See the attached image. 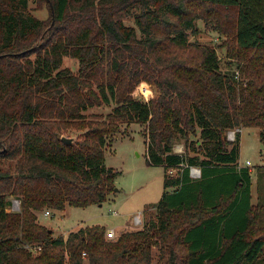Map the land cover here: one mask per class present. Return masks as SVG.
Masks as SVG:
<instances>
[{"label":"trees","instance_id":"16d2710c","mask_svg":"<svg viewBox=\"0 0 264 264\" xmlns=\"http://www.w3.org/2000/svg\"><path fill=\"white\" fill-rule=\"evenodd\" d=\"M40 1L49 19L29 0H0V264H153L155 246L156 264H264L250 169L239 166V134L227 137L258 128L264 143V0ZM199 20L237 54L253 52L246 83L221 71L216 48L189 41ZM142 84L157 96L136 97ZM112 103L105 116L83 113ZM133 122L144 125L147 164L165 170L157 218L114 240L101 225L52 238L38 213L106 202L119 174L105 164L108 141ZM70 131L80 134L67 144ZM179 135L195 155L173 151Z\"/></svg>","mask_w":264,"mask_h":264},{"label":"rangeland","instance_id":"374dc122","mask_svg":"<svg viewBox=\"0 0 264 264\" xmlns=\"http://www.w3.org/2000/svg\"><path fill=\"white\" fill-rule=\"evenodd\" d=\"M28 8L34 16L40 19H49L50 17L49 6L45 1L29 0ZM125 23L136 27L133 19H126ZM196 28V33L189 32V41L216 48L221 71L235 74L241 78V83H246L247 76L244 75L241 68L246 61L253 58V52L237 54L235 50L229 49L231 41L228 35L219 33L201 20L196 22ZM62 68H69L72 72L77 73L79 61L72 57H64ZM157 94L158 90L155 87L142 84L136 97L143 101H149ZM113 108L114 104L112 103L102 107L88 108L83 113L87 116L91 114L105 116L112 112ZM231 130L236 132L235 139L231 142H235L239 134L240 161L244 167H249L252 173L251 185L254 192V203H256L253 216L255 227L261 228L264 227V143L258 128L241 126ZM79 134V132L70 131L65 136L75 140ZM190 139L198 140L193 136ZM173 151L177 154L188 153L190 156L196 154L187 149L186 140L180 135L174 140ZM247 161L250 162V165H246ZM241 163L239 162V166ZM105 164L119 172L115 180L116 190L110 194L106 202L84 208L67 206L63 211H54L48 208L52 213L51 216L44 215L46 209L38 213V222L52 231V238L61 236L66 238L69 233L91 225H101L105 227V232L113 229L116 231L115 238H117L121 233L141 229L151 220L157 218L156 205L166 190L164 188L165 170L161 166L148 165L146 162L143 124L133 122L121 126V132L108 141ZM2 167L13 170L14 162L4 161ZM194 169L200 170L198 167H194ZM170 172L173 173L172 170ZM192 177L199 178L200 176L192 173ZM8 199L12 203V200L16 198L9 197ZM19 201L21 210L22 203L21 200ZM9 211H11V205ZM137 214L142 215V225L134 223V216ZM152 255L153 264H156L159 257L158 247L153 248Z\"/></svg>","mask_w":264,"mask_h":264},{"label":"built area","instance_id":"2783aa9c","mask_svg":"<svg viewBox=\"0 0 264 264\" xmlns=\"http://www.w3.org/2000/svg\"><path fill=\"white\" fill-rule=\"evenodd\" d=\"M238 77V76H237ZM235 131L231 130L228 132V140L232 141L235 139ZM247 165H250V162L247 161ZM195 171H198L197 173H195ZM192 173L198 175V177L201 175L200 170H195L194 168L191 169V175ZM20 210V201L18 199L12 200L11 203V211H19ZM45 216H51L52 213L50 210H46L44 212ZM134 223L136 225H142L143 224V219H142V215L137 214L134 216ZM142 223V224H141ZM116 237V231L113 229H109L106 232V238L108 240H112L113 238ZM25 249L28 250L30 253L36 254L39 253L40 251H42V245L41 244H25ZM83 256H86V253H83Z\"/></svg>","mask_w":264,"mask_h":264},{"label":"crops","instance_id":"0c3cea01","mask_svg":"<svg viewBox=\"0 0 264 264\" xmlns=\"http://www.w3.org/2000/svg\"><path fill=\"white\" fill-rule=\"evenodd\" d=\"M239 162L241 163V161L239 160ZM247 165V164H246ZM240 167H244V165L241 163L240 164ZM250 173H251V170H250ZM252 174V173H251ZM252 183V182H251ZM251 196H252V198H251V203H252V205L253 206H256V203H254V192H253V190H252V185H251Z\"/></svg>","mask_w":264,"mask_h":264},{"label":"water","instance_id":"95a60500","mask_svg":"<svg viewBox=\"0 0 264 264\" xmlns=\"http://www.w3.org/2000/svg\"><path fill=\"white\" fill-rule=\"evenodd\" d=\"M61 139H62L63 142H65V143H67V144H70V143H72V142L74 141L73 138L66 137V136H62Z\"/></svg>","mask_w":264,"mask_h":264},{"label":"bare ground","instance_id":"6f19581e","mask_svg":"<svg viewBox=\"0 0 264 264\" xmlns=\"http://www.w3.org/2000/svg\"><path fill=\"white\" fill-rule=\"evenodd\" d=\"M198 171H195V173H197Z\"/></svg>","mask_w":264,"mask_h":264}]
</instances>
